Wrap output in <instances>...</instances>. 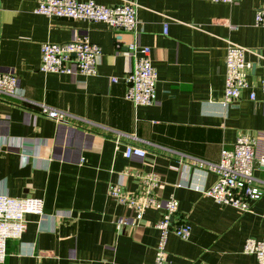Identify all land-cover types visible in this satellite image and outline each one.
<instances>
[{
  "label": "crops",
  "instance_id": "1",
  "mask_svg": "<svg viewBox=\"0 0 264 264\" xmlns=\"http://www.w3.org/2000/svg\"><path fill=\"white\" fill-rule=\"evenodd\" d=\"M133 1L157 71L150 105L124 97L132 60L105 23L45 16L36 0H0V72L17 76L22 96H0V192L43 199L42 215L27 214L21 238L7 241L3 264H153L155 224L172 196L173 221L191 233L168 235L171 264H256L242 247L248 237L264 240V192L246 211L218 205L194 188L211 186L215 173L193 162L217 163L238 135L264 133V32L254 19L264 0ZM82 35L102 50L95 75L39 70L43 42ZM229 41L247 49L249 87L223 107ZM40 103L66 119L40 113ZM127 144L145 157L126 158ZM253 174L264 180V167Z\"/></svg>",
  "mask_w": 264,
  "mask_h": 264
},
{
  "label": "built area",
  "instance_id": "2",
  "mask_svg": "<svg viewBox=\"0 0 264 264\" xmlns=\"http://www.w3.org/2000/svg\"><path fill=\"white\" fill-rule=\"evenodd\" d=\"M213 2L236 3L239 0H212ZM35 12L48 17L83 19L91 22L105 23L114 34L115 47L125 48L132 60L131 69L122 76L126 84L124 97L134 105H150L156 98L157 71L152 64L150 47L139 41L137 6L133 0H122L113 6L98 4L93 0H36ZM255 24L261 26L264 32V5L255 11ZM164 23L163 32L166 33ZM124 34L130 39L125 40ZM247 49L232 41L225 48V76L223 96L220 103L225 107L236 100L243 89L249 87L247 71L250 64L245 59ZM101 47L89 40L86 35L77 36L68 42H43L40 46L41 72L77 73L93 76L97 73V59L101 55ZM119 78L111 77V82ZM260 89L264 97V79L260 81ZM18 78L13 73L0 72V96L22 97ZM255 94H250L254 99ZM42 114L56 122L66 119V112L38 104ZM0 136V146L2 144ZM118 141V138H116ZM21 146V144H19ZM124 156L145 157L146 150L135 144L125 146ZM22 160L26 158L22 157ZM198 167H206L214 172L216 179L209 187L195 185L205 196L216 204L232 206L241 211L249 209L251 201L258 199L264 192V180L254 176L255 167H264V133L259 135H238L231 148H222L217 163H206L201 160L193 162ZM43 199L35 196L15 197L0 192V264L7 256V241L20 239L25 231L27 214L42 215ZM178 209V200L169 197L163 201V212L156 222L158 240L155 245L153 264H171L166 252V240L170 233L188 239L191 226L186 222H174L173 216ZM142 218L138 211L135 220ZM125 223L121 218L116 221L117 229ZM242 251L253 254L256 264H264V240L248 237L245 239Z\"/></svg>",
  "mask_w": 264,
  "mask_h": 264
}]
</instances>
